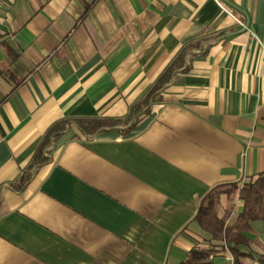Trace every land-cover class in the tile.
<instances>
[{
    "label": "crops",
    "instance_id": "obj_1",
    "mask_svg": "<svg viewBox=\"0 0 264 264\" xmlns=\"http://www.w3.org/2000/svg\"><path fill=\"white\" fill-rule=\"evenodd\" d=\"M190 45L128 133L71 124L32 166L51 124L125 117ZM263 49L264 0H0V264H179L206 247L202 196L264 172ZM245 233L240 264H260L264 221Z\"/></svg>",
    "mask_w": 264,
    "mask_h": 264
},
{
    "label": "trees",
    "instance_id": "obj_2",
    "mask_svg": "<svg viewBox=\"0 0 264 264\" xmlns=\"http://www.w3.org/2000/svg\"><path fill=\"white\" fill-rule=\"evenodd\" d=\"M191 46H184L179 50L143 96L130 106L125 117H74L61 119L51 124L33 156L32 166L47 160V157L42 154L45 145L52 146L54 140L71 124H74L88 138H93L107 129L121 126H124L122 133H128L142 115L161 101L160 94L170 84L173 73L186 69L185 56ZM221 195L227 196V205L220 214ZM237 199L241 202V209L229 220ZM194 220L210 235L207 239L208 245L193 246L179 264H213L209 260L210 253L224 245H227L233 255V264H240V258L247 255L242 247L250 245V240L245 233L249 230L250 223L264 221V172L250 177L242 184L229 182L212 187L202 196ZM258 261L264 264V252L258 255Z\"/></svg>",
    "mask_w": 264,
    "mask_h": 264
},
{
    "label": "built area",
    "instance_id": "obj_3",
    "mask_svg": "<svg viewBox=\"0 0 264 264\" xmlns=\"http://www.w3.org/2000/svg\"><path fill=\"white\" fill-rule=\"evenodd\" d=\"M227 12H229V14H231L232 16L236 17L235 12L231 7L227 8ZM244 27L246 29H248L247 26H245V24H244ZM251 34L253 35L252 32H251ZM262 57L264 58V49L262 50ZM227 259H230L232 261L233 258L231 255H229V256H227Z\"/></svg>",
    "mask_w": 264,
    "mask_h": 264
}]
</instances>
